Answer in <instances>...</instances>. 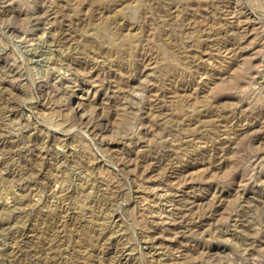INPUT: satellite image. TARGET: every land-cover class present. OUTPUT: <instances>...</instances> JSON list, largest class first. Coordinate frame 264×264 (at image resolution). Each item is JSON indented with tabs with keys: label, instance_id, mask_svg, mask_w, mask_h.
<instances>
[{
	"label": "rangeland",
	"instance_id": "rangeland-1",
	"mask_svg": "<svg viewBox=\"0 0 264 264\" xmlns=\"http://www.w3.org/2000/svg\"><path fill=\"white\" fill-rule=\"evenodd\" d=\"M0 264H264V0H0Z\"/></svg>",
	"mask_w": 264,
	"mask_h": 264
}]
</instances>
